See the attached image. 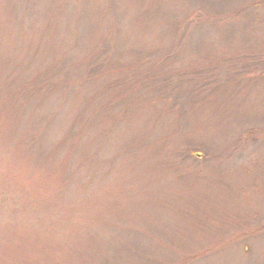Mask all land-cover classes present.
<instances>
[{
    "label": "rangeland",
    "instance_id": "rangeland-1",
    "mask_svg": "<svg viewBox=\"0 0 264 264\" xmlns=\"http://www.w3.org/2000/svg\"><path fill=\"white\" fill-rule=\"evenodd\" d=\"M0 264H264V0H0Z\"/></svg>",
    "mask_w": 264,
    "mask_h": 264
}]
</instances>
